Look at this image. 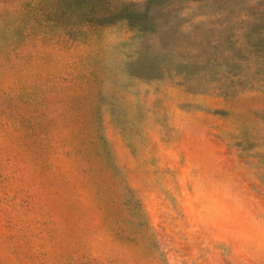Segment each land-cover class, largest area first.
Listing matches in <instances>:
<instances>
[{
  "label": "rangeland",
  "instance_id": "1",
  "mask_svg": "<svg viewBox=\"0 0 264 264\" xmlns=\"http://www.w3.org/2000/svg\"><path fill=\"white\" fill-rule=\"evenodd\" d=\"M0 264H264V0H0Z\"/></svg>",
  "mask_w": 264,
  "mask_h": 264
}]
</instances>
